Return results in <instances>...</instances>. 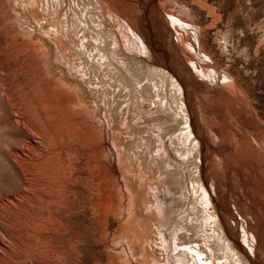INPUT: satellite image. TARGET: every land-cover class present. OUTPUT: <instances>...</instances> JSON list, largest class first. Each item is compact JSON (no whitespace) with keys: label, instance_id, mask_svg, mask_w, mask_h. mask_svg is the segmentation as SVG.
<instances>
[{"label":"rangeland","instance_id":"obj_1","mask_svg":"<svg viewBox=\"0 0 264 264\" xmlns=\"http://www.w3.org/2000/svg\"><path fill=\"white\" fill-rule=\"evenodd\" d=\"M0 264H264V0H0Z\"/></svg>","mask_w":264,"mask_h":264},{"label":"bare ground","instance_id":"obj_2","mask_svg":"<svg viewBox=\"0 0 264 264\" xmlns=\"http://www.w3.org/2000/svg\"><path fill=\"white\" fill-rule=\"evenodd\" d=\"M138 2H139V1H138ZM131 6H132V5H131ZM128 13H129V12H128ZM134 19H135V18H134ZM133 24L135 25L136 23H133ZM139 29H140V28H139ZM132 32H133V31H132ZM142 37H143V36H142ZM143 40L148 44V47H149V42H148V40L145 39L144 37H143ZM132 46H133V45H132ZM145 46H147V45H145ZM136 47H137V46H136ZM146 51H148V49H147ZM15 82H16V81H15ZM51 96H52V95H51ZM52 98H53V97H52ZM59 98H60V97H59ZM47 100L50 101V99H46L45 101L47 102ZM52 101L54 102V100H52ZM52 101H51V104H52ZM40 102H41L40 104H42V101H40ZM55 102H57L58 105H61V106H62V104L60 103V100H59V101L57 100V101H55ZM64 103H65V102H64ZM64 103H63V104H64ZM32 104H33V103H32ZM46 104H47V103H46ZM48 104L50 105V102H49ZM53 104H56V103H53ZM32 106H33V105H32ZM50 106H53V105H50ZM50 106H49V107H50ZM23 107H24V106H23ZM46 107H47V106H46ZM54 107H55V105L53 106V108H54ZM34 109H35V107H34ZM57 109H58V110H57ZM65 109H67V108H65ZM49 110H50V109H49ZM56 110H57L56 112L59 113V108L57 107V105H56ZM60 110H62V109H60ZM50 111H51V110H50ZM53 112L55 113V111H53ZM61 112H62V111H61ZM36 113H37V112H36ZM51 114H52V113H51ZM62 114H63V113H62ZM40 115H41V114H40ZM57 115H58V114H57ZM59 115H60V114H59ZM65 115H66V114H65ZM65 115H63V116L66 117L67 115H66V116H65ZM37 116H38V115H37ZM47 116L49 117V115H47ZM54 116H55V115H54ZM54 116H51V117L53 118ZM38 117H39V116H38ZM55 117H56V116H55ZM58 118H59V117H58ZM58 118H56V119H58ZM49 119H50V118H49ZM49 119H48V120H49ZM65 119H66V118H65ZM68 119H69V118H68ZM51 120H52V119H51ZM35 121H36V120H35ZM59 121H60V120H59ZM63 121H64V120H63ZM23 122H24V121H23ZM55 122H57V121H55ZM43 123H44V122H43ZM65 123H66V122L64 121V124H63V125H65ZM76 123H77V122H76ZM45 124H46V123H45ZM45 124H42V125H45ZM51 124H52V123H51ZM51 124H50V125H51ZM61 124H62V122H61ZM68 124H69V123H68ZM58 125H59V123H58ZM58 125H56V127H57ZM70 125H71V124H70ZM40 126H41V125H39V127H40ZM45 126H46V125H45ZM78 126H79V125H78ZM27 127H28V126H27ZM41 127L43 128L42 130L45 129L44 126H41ZM51 127H52V125H51ZM54 127H55V126H54ZM61 127H62V126H61ZM72 127H73V126H72ZM37 128H38V127H37ZM65 128H66V127H65ZM68 128H69V127H68ZM68 128H66V129H68ZM26 129H28V128H26ZM34 129H35V128H34ZM52 129H53V128H52ZM56 129H57V128H56ZM56 129L54 128V130H56ZM71 129H72V128H71ZM71 129H70V130H71ZM28 130L30 131L31 128H29ZM36 130H37V129H35L34 131H36ZM50 130H51V129H50ZM50 130H49V128H48L47 130L45 129V131H50ZM54 130H52V131H54ZM68 130H69V129H68ZM72 130H73V129H72ZM72 130H71V131H72ZM29 131H28V133H29ZM34 131H33V132H34ZM38 131H39V130H38ZM40 131H41V128H40ZM59 131H60V130H59ZM65 131H67V130H65ZM71 131H70V133L73 132V131H72V132H71ZM31 132H32V131H31ZM33 132H32V133H33ZM50 132H51V131H50ZM26 133H27V132H26ZM64 133H66V132H64ZM68 133H69V132H68ZM73 133H74V132H73ZM75 133H76V132H75ZM30 134H31V133H29V135H30ZM46 134L48 135V133H46ZM50 134H51V133H50ZM79 134H80V133H79ZM61 135H62V134H61ZM64 135H65V134H64ZM67 135H68V134H67ZM67 135H66V137H67ZM70 135H71V134H70ZM74 135H76V137H77V134H74ZM74 135H73V136H74ZM45 136H46V135H45ZM48 136H49V135H48ZM48 136H47V137H48ZM50 136H51V135H50ZM25 137H26V136H25ZM43 137H44V136H43ZM47 137H46V138H47ZM59 137H61V136H59ZM62 137H63V135H62ZM62 137H61V138H62ZM68 137H69V136H68ZM71 137H72V136H71ZM71 137H70V138H71ZM80 137L82 138V136H80ZM46 138H44V139H46ZM49 138H50V137H49ZM51 138H52V137H51ZM70 138H69V139H70ZM69 139H68V140H69ZM32 140H33V139H32ZM48 140H49V139H48ZM28 141H29V138H28ZM30 141H31V140H30ZM30 141H29V142H30ZM39 141H40V140H39ZM87 141H88V140H87ZM87 141H85V143H87ZM31 142H33V141H31ZM50 142H51V141H50ZM66 142H67V141H66ZM68 142H69V141H68ZM69 143H70V142H69ZM72 143H73V142H72ZM30 144L32 145V143H30ZM50 144H51V143H50ZM73 144H74V143H73ZM80 144H81V143H80ZM31 145H29V146L32 147ZM37 145H38V144H37ZM48 145H49V144H48ZM51 145H52V144H51ZM66 145H67V144H66ZM70 145H71V144H70ZM85 145L87 146V144H85ZM81 146H82V145H81ZM86 146H85V147H86ZM88 146H89V145H88ZM40 147L42 148V146H40ZM52 147H53V146H52ZM55 147H56V146H55ZM28 148H29V147H28ZM37 148H39V145H38ZM37 148H36V149H37ZM50 148H51V147H50ZM50 148H49V149H50ZM67 148H69V147H67ZM72 148H73V147H70V149H72ZM29 149H30V148H29ZM36 149H35V150H36ZM54 149H55V148H54ZM59 149H60V147H59ZM59 149H58V151H59ZM79 149H80V148H79ZM24 150L26 151V149H24ZM37 150L39 151L40 148L37 149ZM62 150H63V149H62ZM64 150H65V148H64ZM67 150H68V149H67ZM80 150H81V149H80ZM33 151H34V150H33ZM33 151H32V152H33ZM51 151H52V149H51ZM56 151H57V150H56ZM60 151H61V150H60ZM71 151H72V150H70V151H68V152H65V153H66V154L68 153V156H70L71 153H72ZM82 151H83V150H82ZM84 151H86V149H85ZM84 151H83V152H84ZM29 152H31V149H30ZM32 152H31V153H32ZM39 152H40V151H39ZM43 152L45 153V154H42L43 156H42L41 154H40V156H38L39 159H41V160H42V159L45 157V155H46L45 150H44ZM61 152H62V151H61ZM61 152H60V153H61ZM37 153H38V152H36V154H37ZM51 153H53V152H51ZM86 153H87V152H86ZM18 154H19V153H18ZM20 154H21V153H20ZM20 154H19V156H20ZM27 154L29 155V153H27ZM32 154H33V153H32ZM48 154H49V153H48ZM56 154H57V152H56ZM56 154H55V156H56ZM76 154H77V153H76ZM88 154H90V153H88ZM13 155H14V154H13ZM15 155H16V154H15ZM37 155H38V154H37ZM37 155H36V156H37ZM59 155H60V154H59ZM61 155H62V154H61ZM61 155H60V156H61ZM73 155H74V154H72V156H73ZM9 156H10V155H9ZM32 156H33V155H32ZM34 156H35V155H34ZM36 156H35L34 158H38V157H36ZM41 156H42V157H41ZM47 156H49V155H46V158H47ZM64 156L67 157V155H64ZM72 156H71V157H72ZM76 156H77V155H76ZM76 156H75V157H76ZM78 156H79V155H78ZM26 157H27V156H26ZM53 157H54V154H53ZM75 157H74V158H75ZM87 157H88V156H87ZM34 158H31V160H30V158H29V160L32 161V159H33V162H34ZM46 158H45V160H46ZM51 158H52V157H51ZM51 158H50V159H51ZM64 158H65V157H64ZM64 158H62V159H64ZM53 159H54V158H53ZM58 159H59V157H58ZM60 159H61V157H60ZM35 160H36V159H35ZM66 160H67V158H66ZM20 161H21V160H20ZM37 161H38V160H37ZM37 161H35V162L39 164V162H37ZM39 161H40V160H39ZM42 161H43V160H42ZM46 161H48V159H47ZM57 161H58V160H57ZM63 161H64V160H63ZM72 161H74V159H73ZM21 162H22V161H21ZM21 162H20V163H21ZM33 162H32V163H33ZM40 162H41V161H40ZM60 162H61V161H60ZM69 162H70V161H69ZM69 162H67L68 164H65V165H64L65 162H64L63 164H61V165H63V166H67V169H66V167H64V169L62 168V170H63L64 172H65V169H66L67 171H69L67 174L65 173V174H66V175H65V177H66V182H68V183H70L71 185H74V186H76V184H79V183H81V182L84 183V178H83V176H82L81 174L77 175V177L73 179L74 174H75L76 172H77V173H85V172H86L85 169H84V167L81 166L82 164L79 165V166L76 165V166H77L76 168H75V167L72 168V166H75V165H72L73 163H72V164H71V163L69 164ZM89 162H90V161H89ZM18 163H19V162H18ZM20 163H19V164H20ZM32 163H31V164H32ZM46 163H48V162H46ZM56 163H57V162H56ZM21 164H22V163H21ZM27 164H28V162H27ZM27 164H26L25 166H27ZM40 164H41V163H40ZM49 164H51V163L49 162ZM49 164H48V167H49ZM52 164H53V163H52ZM52 164H51V165H52ZM57 164H58V163H57ZM59 164H60V163H59ZM29 165H30V164H29ZM42 165H43V164H42ZM42 165H41V166H42ZM20 166H21V165H20ZM25 166H24V168H25ZM34 166H35V165H34ZM34 166H33V167H34ZM39 166H40V165H39ZM45 166H46V164H45L44 166H42V167H45ZM54 166H55V165H54ZM59 166H60V165H59ZM59 166H56V167H58V169L55 168V169H57V171L59 170ZM18 167H19V165H18ZM27 167H28V166H27ZM33 167L30 165V168H33ZM35 167H37V166H35ZM69 167H70V169L68 170ZM19 168H21V167H19ZM22 168H23V164H22ZM22 168H21V169H22ZM24 168H23V170H24V171H27V170H25L26 168H25V169H24ZM38 168H39V167H38ZM50 168H52V167L50 166ZM50 168H49V169H50ZM53 168H54V167H53ZM53 168H52V171H53V173H55L56 170L54 171ZM34 169H35V171H34ZM40 169H41V168H39V170H40ZM43 169H44V168H43ZM43 169H42V170H43ZM46 169H47V168L45 167V169H44V173L47 171ZM23 170H22V171H23ZM28 170H29V168H28ZM30 170H32L33 173H34V172L37 173V176H38V172H39V175L41 176V177L39 176L40 178L38 177L39 179H41V178L45 179V178H44V174H41V173H40L41 171H38V172H37V171H36V168L30 169ZM30 170H29V172L33 175V173H32ZM37 170H38V169H37ZM45 170H46V171H45ZM52 171H51V172H52ZM57 171H56V172H57ZM59 171H60V170H59ZM51 172H48V173L51 174ZM23 173H25V172H23ZM30 173H29V175H30ZM61 173L63 174V172H61ZM61 173L59 172V174H61ZM77 173H76V174H77ZM86 173H87V172H86ZM46 174H47V173H46ZM50 174H47V175L50 176ZM57 174H58V172H57ZM62 174H61L60 176H58V178L60 177V179H61V177L64 176V175H62ZM76 174H75V176H76ZM25 175H27V174H25ZM25 175H23V176H25ZM52 175L55 176V174H52ZM91 175H92V174H91ZM21 176H22V175H21ZM42 176H43V177H42ZM45 176H46V175H45ZM54 176H51V177H53V179H55ZM56 176H57V175H56ZM56 176H55V177H56ZM94 176H96V175H92L91 177H94ZM29 177H31V176H29ZM167 177H168V176H167ZM22 178H23V177H22ZM25 178H27V176H25ZM31 178H33V176H32ZM31 178L26 179V181H27V187H28V186H31V184H30V182H29V179H30L31 182H33V180H34V179L31 180ZM34 178H35V177H34ZM47 178H48V177L46 176V179H45V180H46L47 182H48V181H49V182L52 181V184H55V183H53V180L50 181V180H47ZM56 178H57V177H56ZM62 178H63V177H62ZM85 178H86V177H85ZM168 178H169V177H168ZM39 179H38V180H39ZM43 179H42V180H43ZM48 179H50V178H48ZM72 179L74 180V182H71ZM91 179H92V178H91ZM38 180H37V181H38ZM42 180H40V181H42ZM58 180H59V179H58ZM63 180H64V178H63ZM63 180H62V182H63ZM24 181H25V180H24ZM35 181H36V180H35ZM89 181H90V180H89ZM38 182H39V181H38ZM38 182H37V183H38ZM49 182H48V183H49ZM55 182H56V181H55ZM87 182H88V181H87ZM25 183H26V182H25ZM37 183H35V184L32 183V184L37 185ZM57 183H58V184H57ZM97 183H98V182H97ZM44 184H46V183H42V185H44ZM49 184H51V183H49ZM56 184L59 186V182H56ZM56 184H55V186H56V188H57V185H56ZM99 184H100V183H99ZM174 184H175V183H173V185H174ZM34 185L31 186V189H32V187H33ZM42 185L40 186L41 188H42ZM62 185H63V184H62ZM94 185H95V184H94ZM97 185H98V184H97ZM97 185H95V186H97ZM55 186L52 187V188H55ZM43 187L45 188V186H43ZM46 187H47V186H46ZM48 187H49V189H50V186H48ZM63 187H64V190L62 191L63 193L60 191L61 194H59L60 192H58V193H57L56 191L54 192L52 188H51V190H52L56 195L58 194L57 196L60 195L61 198H62V199L64 198L63 200H65V197H63V196H65V195L68 193V191H69L70 193H71V192L74 193L75 191H74V188L69 187V186L66 185V184H65ZM25 188H26V186H25ZM25 188H24V190H25ZM28 188L30 189V187H28ZM35 188H36V187H35ZM44 188H42L41 190H44ZM22 190H23V189H21V191H22ZM24 190H23L22 193H21L22 198H20V196H19V198H16V197H17V196H16L15 199H19V200H20V199H23V198L25 199L26 196L23 194ZM26 190H27V189H26ZM41 190H40L39 188H37V191H40V192H41ZM51 190H50V192H51ZM56 190H57V189H56ZM61 190H62V189H61ZM34 191H35V189H34ZM37 191H35V193H36ZM44 191H45V190H44ZM73 191H74V192H73ZM18 193H19V192H18ZM38 193H39V192H38ZM51 193H52V192H51ZM51 193H50V194H51ZM22 194H23L25 197H23ZM29 194H30V192H29ZM29 194L27 193L28 196H29ZM32 194H33V193H32ZM46 194H47V193H46ZM55 194H54V195H55ZM260 194H262V193H260ZM62 195H63V196H62ZM67 195H68V194H67ZM69 195H70V194H69ZM83 195H84V194H83ZM40 196H41V194H40ZM40 196H38V199H37V197H35V198H36L37 200L40 201V199H39ZM43 196H44V195H43ZM43 196H41V197H43ZM60 196H59V197H60ZM41 197H40V198H41ZM49 197H50V195H49V196H46V198L43 197V198H42V201L45 202V200H46V199L48 200ZM66 197H67V196H66ZM75 197H76L77 200H78V198H81V196L78 195V193H77V196H75ZM10 198H11V197H9V199H10ZM33 198H34V196H33ZM86 198H87V196L85 195L84 198H82V201H83V202H86ZM29 199H32V198H28V201L30 202ZM36 199H33V200H35L36 202H38ZM43 199H45V200H43ZM52 199H53V198H52ZM54 199H55V198H54ZM62 199H61V200H62ZM72 199H73V198H72ZM258 199H259V198H258ZM47 200H46V202H47V204H49ZM56 200H57V199H56ZM59 200H60V198H59ZM66 200H67V199H66ZM5 201H6V200H5ZM9 201L12 202V199L9 200ZM14 201H15V200H14ZM31 201H32V200H31ZM35 201H34V203H36ZM42 201H41V202H42ZM50 201H51V200H50ZM52 201H55V200H52ZM68 201H69V199H68ZM18 202H19V201H17V203H16V202H13L12 204H14V203L18 204ZM26 202H27V201H26ZM26 202H25V203H26ZM56 202H57V201H56ZM61 202H62V201H61ZM66 202H67V201H66ZM7 203H8V202H7ZM30 203L32 204L33 202H30ZM58 203H59V202H58ZM58 203H56V204H58ZM80 203H81V202H80ZM9 204H10V203H9ZM9 204H7V206H8ZM12 204H11V205H12ZM20 204H23V203L20 202ZM20 204H19V205H20ZM31 204H30V205H31ZM36 204H37V203H36ZM36 204H34V207H35ZM39 204H40V202H39ZM41 204H42V203H41ZM62 204H63V203H62ZM66 204H67V203H66ZM70 204H71V203H70ZM19 205H18V206H19ZM27 205H28V204H27ZM30 205H29L28 208L31 210V209H33L34 207H33V208L30 207ZM52 205H53V204H52ZM54 205H55V204H54ZM67 205H68V204H67ZM5 206H6V205H5ZM36 206H37V205H36ZM43 206H44V205H43ZM43 206L41 205V208H42ZM46 206H47V205H46ZM46 206H45V207H46ZM50 206H51V204H50ZM57 206H58V205H57ZM61 206H62V205H61ZM65 206H66V205H65ZM68 206H69V205H68ZM2 207H3V206H2ZM24 207H25V206H24ZM52 207H53V206H52ZM63 207H64V206H63ZM21 208H22V207H21ZM21 208H18V209H19L18 212H22V214H23V211H24L26 208H25L24 210L22 209L23 211H20ZM28 208H27L28 211H25V213H26V212H29V209H28ZM38 208H40V206H38ZM53 208H55V207H53ZM64 208H66V207H64ZM69 208H71V207H69ZM69 208H68V209H69ZM15 209H16V208H15ZM42 209H43V208H42ZM47 209H48V208H47ZM11 210L13 211V209H11ZM11 210H10V211H11ZM16 210H17V209H16ZM16 210H15V211H16ZM33 210H35V208H34ZM43 210H44V209H43ZM57 210H58V208H57ZM62 210H63V209H62ZM62 210H61V211H62ZM31 212L33 213V211H31ZM34 212L37 213V211H34ZM56 212H57V211H56ZM59 212H60V211H59ZM59 212H57V213H59ZM16 213H17V212H16ZM29 213H30V212H29ZM29 213H28V215L31 214V213H30V214H29ZM63 213H64V212H63ZM34 214H35V213H34ZM34 214H32V215H34ZM38 214H40V213L38 212ZM18 215H19V214H18ZM20 215H21V214H20ZM20 215H19V216H20ZM43 215H44V216H43V220H45V222H47V220L44 219V218L46 217L44 213H43ZM49 215H50V212H49ZM62 215H63V214H62ZM24 216H26V214H25ZM30 216H31V215H30ZM40 216H42V215H40ZM20 217H21V216H20ZM22 217H23V215H22ZM50 217H51V215H50ZM50 217H48V215H47V219H51ZM53 217H54V216H52V218H53ZM29 218H30V217H29ZM37 218L39 219L40 217H37ZM37 218H35V219H37ZM24 219H25V218H24ZM30 219H31V218H30ZM40 219H41V218H40ZM54 219H55V218H54ZM54 219H52V220H54ZM28 220H29V219H28ZM43 220H40V222L44 223ZM52 220H50V221H52ZM55 220H56V219H55ZM29 221H30V220H29ZM50 221H49V222H50ZM57 221H59V220H56V222H57ZM60 221H61V220H60ZM23 222H25V221H23ZM23 222H22V223H23ZM37 222H38V221H37ZM49 222H47V224H48ZM53 222H55V221H53ZM53 222H52V223H53ZM31 223H32V221H31ZM33 223H34V221H33ZM38 223H39V222H38ZM38 223H37V224H38ZM42 223H41V224H42ZM35 224H36V223H35ZM44 224H45V223H44ZM49 224H50V223H49ZM52 225H54V224H52ZM29 226H30V225H29ZM34 226H35V225H34ZM30 227H31V226H30ZM37 227H38V226H37ZM49 227H50V226H49ZM34 228H35V227H34ZM27 229H28V228H27ZM66 229H67V228H66ZM68 229H69V228H68ZM34 230L37 231L38 229H34ZM38 231H39V230H38ZM73 231H74V230H73ZM15 235H16V234H15ZM17 235H18V234H17ZM17 237H18V236H17ZM30 237H31V236H30ZM14 238H16V237H14ZM18 238H19V237H18ZM40 238H41V237H40ZM20 239H21V237H20L18 240H16V241H19ZM4 244H5V243H4ZM4 249H5V248H4ZM59 255H60V254H59Z\"/></svg>","mask_w":264,"mask_h":264}]
</instances>
